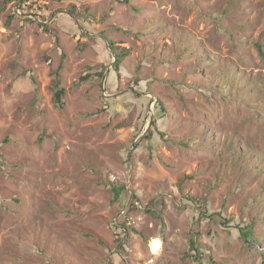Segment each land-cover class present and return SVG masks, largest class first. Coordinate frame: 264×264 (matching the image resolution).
I'll return each mask as SVG.
<instances>
[{
	"label": "rangeland",
	"instance_id": "obj_1",
	"mask_svg": "<svg viewBox=\"0 0 264 264\" xmlns=\"http://www.w3.org/2000/svg\"><path fill=\"white\" fill-rule=\"evenodd\" d=\"M46 1L0 0V264H264V0Z\"/></svg>",
	"mask_w": 264,
	"mask_h": 264
},
{
	"label": "trees",
	"instance_id": "obj_2",
	"mask_svg": "<svg viewBox=\"0 0 264 264\" xmlns=\"http://www.w3.org/2000/svg\"><path fill=\"white\" fill-rule=\"evenodd\" d=\"M10 1H13V0H10ZM225 12H226V14H228L229 9L226 10ZM12 16L17 17L13 11H12ZM28 20L34 21L33 19H28ZM56 21H57V19H56ZM41 25L43 27H45V28L48 27L46 24H43V23H41ZM109 43H110V46H111L112 50L114 51V54H115V57H116V61L114 63V70L116 72H119L121 62H122L123 58L126 56L127 51H123V52L119 53L118 52V47L115 46L114 42L110 41ZM259 51H260L261 56L264 57V51H263V49H262V47L260 45H259ZM100 76L102 77L103 73H100ZM55 80H56V86H57V89H56V92H55V96H54L55 104L59 105V107H61V106L64 105L65 90L60 87L61 83H60V78L58 76H56ZM134 93H137V92L134 91ZM137 98L145 99L144 97H142L140 95H138ZM156 107H157V114L153 118V121L151 122L150 128L147 131L148 134L144 137L145 141L146 140L147 141L152 140L155 137V135H159L160 136L159 138L161 140L164 137V133H162L159 130V128H158L157 121H159L158 119L160 118V114H166V109H165V106H164L162 101H157ZM140 129L141 128L138 129V132L141 131ZM114 190L116 191V195H117L118 199L121 202L123 200L122 208H124V206L127 205L128 202H129L130 193L126 189V186H120V185L117 186L116 185V186H114ZM131 199H132L131 202L128 204L129 208L133 207L135 205V200L139 199L137 193H133V196H132ZM148 211H149V213H153V211H151L150 209ZM190 246H191V250H193L195 253L199 252L196 240L194 238L191 239ZM40 252H42V251H40Z\"/></svg>",
	"mask_w": 264,
	"mask_h": 264
},
{
	"label": "built area",
	"instance_id": "obj_3",
	"mask_svg": "<svg viewBox=\"0 0 264 264\" xmlns=\"http://www.w3.org/2000/svg\"><path fill=\"white\" fill-rule=\"evenodd\" d=\"M12 4L17 17L33 19L40 24L50 25L60 16L52 12L46 0H13Z\"/></svg>",
	"mask_w": 264,
	"mask_h": 264
},
{
	"label": "bare ground",
	"instance_id": "obj_4",
	"mask_svg": "<svg viewBox=\"0 0 264 264\" xmlns=\"http://www.w3.org/2000/svg\"><path fill=\"white\" fill-rule=\"evenodd\" d=\"M152 245H153V251H157L159 249L158 241H156V243H154Z\"/></svg>",
	"mask_w": 264,
	"mask_h": 264
},
{
	"label": "water",
	"instance_id": "obj_5",
	"mask_svg": "<svg viewBox=\"0 0 264 264\" xmlns=\"http://www.w3.org/2000/svg\"><path fill=\"white\" fill-rule=\"evenodd\" d=\"M105 79H106V75H104V78H103V83H102V85H103V89H104V82H105ZM152 103V102H151Z\"/></svg>",
	"mask_w": 264,
	"mask_h": 264
}]
</instances>
